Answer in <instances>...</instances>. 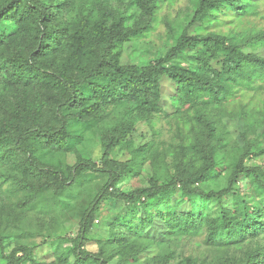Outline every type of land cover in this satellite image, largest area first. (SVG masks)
Instances as JSON below:
<instances>
[{"label": "trees", "instance_id": "obj_1", "mask_svg": "<svg viewBox=\"0 0 264 264\" xmlns=\"http://www.w3.org/2000/svg\"><path fill=\"white\" fill-rule=\"evenodd\" d=\"M258 1L194 0L173 44L134 65L121 62L124 45L150 32L163 0H0V24L13 26L0 29V159L34 197L50 196L43 207H74L79 218L74 234L47 246L1 250L5 264H127L202 231L211 247L249 241L219 264H264V144L246 138L264 131V107L234 109L239 93L264 86V29H215L221 18L258 16ZM157 114L180 123L179 141L165 150L155 141ZM87 131L102 144L99 161L84 155ZM168 162L161 183L153 170ZM143 172L147 186L115 190ZM105 200L125 210L92 239Z\"/></svg>", "mask_w": 264, "mask_h": 264}, {"label": "rangeland", "instance_id": "obj_2", "mask_svg": "<svg viewBox=\"0 0 264 264\" xmlns=\"http://www.w3.org/2000/svg\"><path fill=\"white\" fill-rule=\"evenodd\" d=\"M112 2L118 4V0H112ZM193 11L194 0H163L150 32L124 45L121 62L123 64L145 65L162 54L179 36L182 27L193 15ZM257 12L259 13L258 16L254 15L247 18H234V20L229 17L221 18L215 29L227 31L229 36L236 32L248 33L254 29H264V0L258 1ZM2 28L11 31L13 26L11 23L4 22L0 24V29ZM176 64L182 67L190 66L187 61ZM9 92L8 97L17 90L12 89ZM238 96L239 98L234 100V109L239 107L241 104L239 102L256 108L264 107V86L249 92H241ZM152 119L157 130L155 141L159 144L160 150H165L172 143L179 141L180 130L178 126L180 123L178 125L176 117L157 114ZM223 121L225 122L226 119ZM234 122L236 123V120ZM229 128L232 126L229 125ZM241 131L242 129L238 130L234 126V140L242 145V141L239 139ZM85 136L86 138L81 144L84 155L99 161L103 152L102 144L96 135L93 136L88 131L85 132ZM246 138L248 142L264 144V131L250 130ZM222 157V152H218L216 156L218 164ZM51 158L54 162L58 160L55 156ZM262 158L263 156H259L256 157V160L260 162ZM171 170L172 165L168 162L166 165H159L153 170V173L156 179L165 183ZM145 173L147 172L138 176H125L117 183L115 190L127 192L137 187L147 186L148 173ZM24 181L25 178L14 170L10 163L0 159V234L3 237V242L0 244V264H5L1 250L5 254H9L13 248L21 245L29 247L34 245L47 246L46 243L55 240L58 235L69 236L76 231L79 218L74 207L63 208L61 205L43 207L46 198L49 199L50 196L34 197V193L29 191ZM220 183L221 179L215 183L205 184L204 187L211 189ZM244 189H248V186L245 185ZM69 201L70 205L74 203L72 200ZM32 203H36V205H31ZM124 210L122 203L105 200L90 237L92 239L100 238L106 227L113 223L115 214H120ZM205 237V231L198 234L173 236L158 247H152L142 259L135 258L127 264H185L186 258H190L193 264H219L225 259L238 258L250 244L249 241H245L235 246L211 247L205 244ZM87 249L96 250V244L94 242L89 243ZM47 259L50 258L47 257Z\"/></svg>", "mask_w": 264, "mask_h": 264}]
</instances>
